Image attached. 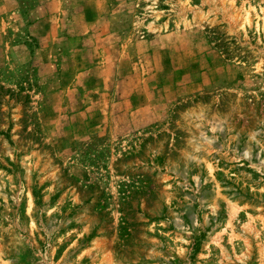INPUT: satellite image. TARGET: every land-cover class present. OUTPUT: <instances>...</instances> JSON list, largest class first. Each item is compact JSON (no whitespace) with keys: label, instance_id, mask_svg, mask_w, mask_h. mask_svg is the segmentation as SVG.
Wrapping results in <instances>:
<instances>
[{"label":"rangeland","instance_id":"1","mask_svg":"<svg viewBox=\"0 0 264 264\" xmlns=\"http://www.w3.org/2000/svg\"><path fill=\"white\" fill-rule=\"evenodd\" d=\"M0 264H264V0H0Z\"/></svg>","mask_w":264,"mask_h":264}]
</instances>
